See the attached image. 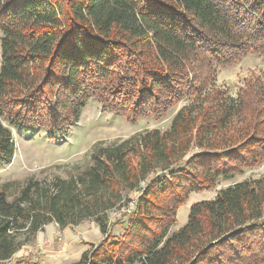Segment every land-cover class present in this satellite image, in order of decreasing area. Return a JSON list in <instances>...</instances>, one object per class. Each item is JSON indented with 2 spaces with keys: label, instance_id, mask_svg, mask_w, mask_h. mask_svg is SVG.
<instances>
[{
  "label": "trees",
  "instance_id": "1",
  "mask_svg": "<svg viewBox=\"0 0 264 264\" xmlns=\"http://www.w3.org/2000/svg\"><path fill=\"white\" fill-rule=\"evenodd\" d=\"M0 33V117L16 129L62 133L90 99L132 123L195 99L165 132L97 150L83 189L57 180L54 196L31 204L34 184L10 201L20 184H3L0 264L18 237L106 213L143 182L123 237L110 236L115 223L102 214L108 239L76 264H264V177L193 204L169 233L191 193L264 161V85L246 82L237 99L214 87L246 55L264 61V0H0ZM13 143L0 122V162Z\"/></svg>",
  "mask_w": 264,
  "mask_h": 264
},
{
  "label": "rangeland",
  "instance_id": "2",
  "mask_svg": "<svg viewBox=\"0 0 264 264\" xmlns=\"http://www.w3.org/2000/svg\"><path fill=\"white\" fill-rule=\"evenodd\" d=\"M255 79L264 85V61L254 54H248L239 63L219 70L214 87L216 90L222 91L226 98L237 99L246 82ZM194 103L195 99L193 97L188 98L181 101L164 116H148L132 123L121 114L103 110L97 101L90 99L82 109L78 122L75 125L65 127L62 133H48L43 130L22 131L9 125L5 118L0 117V122L10 130L14 142L12 157L7 161L0 162V188L8 182H18L20 184L18 188L8 192L10 201L20 198L21 187H25L29 183L34 184L30 192L31 204L33 201L44 204L46 203L45 197L51 198V196H54L55 190L52 189V185L57 180L75 181L77 183L83 180V185L80 187L83 189L86 187L84 186L86 185L84 183L86 172L94 166L92 159L97 150L109 148L115 143L118 144L132 139L135 135L143 136L153 130L163 133L170 128L173 118L181 109ZM194 152L198 151L191 148L187 157ZM136 162L137 160L134 164ZM157 172L159 170L155 173ZM158 174L164 175V171H160ZM152 176L153 174L150 177ZM263 177L264 161L258 167L246 169L243 174H239L233 179H219L217 184L210 190L191 193L193 197L190 198L189 195L184 205L189 206L190 203L199 199L213 200L221 190L246 180L255 181ZM145 187L143 182L133 190L122 192V200L119 203L125 201L123 204L126 205L130 201H138ZM120 204L115 205L106 213L102 212L95 215V217L82 219L78 222L79 227L70 225L67 226L69 229L62 231L57 223L53 221L34 235L24 234L18 237L19 242L22 243L20 250L11 260L1 264H74L75 260H59L56 258V254L59 253L58 250L64 244L66 237L68 241L76 240V238H80L83 242L92 241L93 244L89 245L87 252L93 251L94 248L108 239L104 236L99 240L94 238L98 236L96 227L93 226V224L97 225V217L100 218L102 214H105V218H109V228L114 223L115 225L112 228L121 225L126 226L129 216L122 214ZM24 205H28V203H24ZM257 219L256 217L253 220L256 222ZM121 220H123L122 224L117 225V222H121ZM176 226L175 223L170 229V234L176 231ZM50 227L54 229V232L52 231V234L48 235L50 231L47 228ZM112 228H110V231ZM98 229L100 230V228ZM112 230L114 233L110 235L111 237L117 236L120 232L117 228ZM51 237H53L52 240H50ZM118 237L122 238L123 234L118 235L116 238Z\"/></svg>",
  "mask_w": 264,
  "mask_h": 264
},
{
  "label": "crops",
  "instance_id": "3",
  "mask_svg": "<svg viewBox=\"0 0 264 264\" xmlns=\"http://www.w3.org/2000/svg\"><path fill=\"white\" fill-rule=\"evenodd\" d=\"M193 197L191 194H190V198ZM202 201H205L203 199H199V200H195L194 202L190 203L189 206H182L180 208H178L177 212H176V224H177V229L176 231H178L179 229L183 228L186 223H187V219H188V214H189V211H190V206L191 204H195V203H199V202H202ZM54 220L50 221V222H47L45 223L44 225L41 226V228L37 231L39 232L42 228H46L45 226L48 225L49 223L53 222ZM94 223V222H93ZM58 225V224H57ZM71 226L72 225H76L77 227H79V224H70ZM70 225H65V226H59L61 228L62 231L64 230H67L69 229V227L67 226H70ZM98 225V224H97ZM96 224H93L94 227H96V231L98 232V236L94 237L95 239L99 240V239H102L103 236L105 237L104 234H102L101 230H99V226H97ZM75 226V227H76ZM73 227V226H72ZM126 226L124 225H121V226H116L114 227L115 229L117 228L120 232L118 235H122L123 234V231L125 229ZM51 228V229H50ZM50 228H47L49 229V234H52V231L54 232V229L52 227ZM112 228V229H114ZM111 229V234L114 233L113 230ZM175 231V232H176ZM36 232V233H37ZM117 235V236H118ZM115 237H117L116 235H114ZM53 237H51L50 240H52ZM87 240V238H86ZM91 241V240H90ZM92 242V241H91ZM91 242H88V241H81L80 238H76V240H73V241H68L67 240V237H66V240H64V244L61 246V248L58 250L59 253L56 254V258L59 259V260H75L74 264L78 263L82 256L87 252V249L89 247V245L93 244ZM21 248V247H20ZM20 250V249H19ZM18 250V251H19ZM17 251V252H18ZM16 252V253H17ZM15 253V254H16ZM14 254V255H15ZM13 255V256H14ZM12 256V257H13ZM11 260V259H10ZM72 264V263H71Z\"/></svg>",
  "mask_w": 264,
  "mask_h": 264
},
{
  "label": "built area",
  "instance_id": "4",
  "mask_svg": "<svg viewBox=\"0 0 264 264\" xmlns=\"http://www.w3.org/2000/svg\"><path fill=\"white\" fill-rule=\"evenodd\" d=\"M196 151H198L196 148H194ZM137 207V200L136 201H130L126 205H123L121 207L122 214H126L128 216H131L135 213Z\"/></svg>",
  "mask_w": 264,
  "mask_h": 264
}]
</instances>
